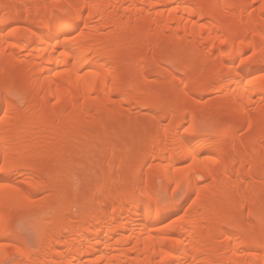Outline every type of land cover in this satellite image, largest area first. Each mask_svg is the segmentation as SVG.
<instances>
[{
	"label": "bare ground",
	"instance_id": "6f19581e",
	"mask_svg": "<svg viewBox=\"0 0 264 264\" xmlns=\"http://www.w3.org/2000/svg\"><path fill=\"white\" fill-rule=\"evenodd\" d=\"M0 62V264H264V0H0Z\"/></svg>",
	"mask_w": 264,
	"mask_h": 264
},
{
	"label": "rangeland",
	"instance_id": "374dc122",
	"mask_svg": "<svg viewBox=\"0 0 264 264\" xmlns=\"http://www.w3.org/2000/svg\"><path fill=\"white\" fill-rule=\"evenodd\" d=\"M41 0H39V2H40ZM79 4L80 3H78V6H79ZM256 7V6H255ZM253 10V9H252ZM255 11H256V9H254ZM253 10V11H254ZM82 23H84V20H81V24ZM80 24V25H81ZM14 25L15 26H17V24H12V25H10V26H8V28L6 29V32H8L10 29H12L13 27H14ZM83 25V24H82ZM82 25L81 26H79V28L78 29H76V32L78 31H81V27H82ZM93 28H91L90 30H92ZM90 30H87V31H90ZM165 34H167V36H169L170 35V32L168 33V32H165ZM205 49V48H204ZM211 49H213V50H211L210 51V49H208V48H206V50H208V51H206L205 50V54H207V56H206V58H205V54H204V59H206V62L211 58V60H212V58L214 57V58H216V56H217V54L219 53V50H220V48L219 47H214V48H211ZM210 51V52H209ZM209 53V54H208ZM251 53V50H247V51H245V53H244V55H249ZM214 54V55H213ZM210 56V57H209ZM213 56V57H212ZM213 58V59H214ZM208 62H210V60L208 61ZM0 64H1V62H0ZM192 64L193 65H200V61H198V60H195V61H193L192 62ZM168 65V64H167ZM15 70V69H14ZM13 70V71H14ZM15 72V71H14ZM157 78H158V76H157ZM153 80L154 79H156V76H154L153 78H152ZM127 83V82H126ZM129 83V82H128ZM152 84H153V81L151 82ZM150 83V84H151ZM127 86L129 85V84H126ZM180 86H184V84L183 83H181L180 84ZM171 90V89H170ZM169 90V91H170ZM171 92V91H170ZM170 92L168 93V94H170ZM209 96H206V98H208ZM169 102H170V99H169ZM168 102V103H169ZM138 106H135V107H129V108H127L126 110H125V113L127 114V116H126V114H125V116H126V118H124V117H122V121L123 122H121V120L119 121V122H117L115 119H112L114 122H112L111 120H109V122H108V125L106 126V128L107 129H104V131H107L106 133H108V134H111V135H115V134H118L119 132H120V130L121 131H124L125 129L126 130H128L129 128L127 127V126H129V127H131L130 125H134V123L136 122V124L138 123L139 124V122H143V123H145V122H147V120H148V117L149 116H154V118L155 117H157L158 116V114L160 115V116H165L166 115V113H165V110H153V109H146V110H144L143 111V113H141V115L139 114V115H136V114H134L133 115V113H135V111H137L138 109H139V107L137 108ZM168 109V108H167ZM166 109V110H167ZM187 110V111H184V110ZM254 109V108H253ZM253 109H251V110H253ZM129 110H130V112H129ZM183 109H181V111H179V113H178V115H185V113H189V108H184V110L182 111ZM128 113H127V112ZM156 112V113H155ZM162 112H163V114H162ZM152 113V114H151ZM165 113V114H164ZM134 116V117H133ZM152 116V117H153ZM145 117V118H144ZM152 117H149V119L151 120V118ZM159 117V116H158ZM134 118V119H133ZM138 119V120H137ZM152 120H153V118H152ZM164 122H167V120H165ZM109 123H111V124H109ZM114 123V124H113ZM125 125H124V124ZM140 123V124H141ZM120 124V126H117V125H119ZM122 124V125H121ZM113 125V126H112ZM115 125V126H114ZM127 125V126H126ZM113 127H114V129H116L115 131H116V133L114 132V129H113ZM116 127V128H115ZM120 127H122V128H120ZM247 129V127L246 126H243L242 127V129L239 131V137L241 136L240 135V133L241 134H243V137H245V135H246V129ZM124 129V130H123ZM244 129V130H243ZM109 130V131H108ZM63 130H59V133H61ZM125 132V131H124ZM64 132H62V134H63ZM115 133V134H114ZM119 134H121V132L119 133ZM238 137V138H239ZM242 136L240 137L241 139L243 138ZM239 138V139H240ZM244 139V138H243ZM243 139H242V141H243ZM247 139V138H246ZM135 153V154H134ZM133 154H131V158H129V156L127 157V158H129V159H132V158H136L138 155H140V153H136V152H134ZM132 155L134 156L135 155V157H132ZM141 156V155H140ZM138 158V157H137ZM88 161H90V160H88ZM88 161H83V164L81 163L80 165H76V167H75V165H72V167H71V170H72V177H70L71 179H70V182H69V188H70V190L72 189H74V190H85V189H88L89 188V185H88V182H86V181H82V180H84V177H88L89 175L88 174H90L91 173V170H92V168H93V161H90V162H88ZM89 163H90V165H92V166H90L89 165ZM70 165V164H69ZM79 166V167H78ZM91 168V169H90ZM87 169H89L90 170V172L87 170ZM13 180H15V181H17L18 183H22V181H23V178H22V176H17L15 179L13 178ZM14 181V182H15ZM21 181V182H20ZM205 181V180H204ZM88 186V187H87ZM45 192H41L40 194H39V199L41 198V200H42V198H44V197H46V195H47V193L45 194V196H41V195H43ZM179 195V198L181 197L182 198V196L180 195V194H178ZM178 195H177V198H178ZM41 196V197H40ZM70 198L69 199H65V201L66 200H69V201H66V202H64L63 200L61 201V202H63V204L64 203H66L67 204V209H69L71 212H73V213H75V212H77V209L73 206V204H74V202H72V201H74V197L73 196H69ZM65 198H67V197H65ZM72 198V199H71ZM180 198V199H181ZM71 200V201H70ZM186 201V202H185ZM185 201H184V203H183V206L182 207H185V205H186V203H187V199H185ZM69 202V203H68ZM72 202V203H71ZM259 206H261L260 204H259ZM25 214V216H23ZM23 215H21L20 217H19V219L21 220H18V222H19V224H17L18 225V227H16L17 228V234H20L19 235V237H18V240H17V238H16V240L17 241H21V243H25V244H27L30 248H36L38 245H39V243L40 242H42L41 241V238H40V234L38 233V231H39V229H38V231H37V229L36 228H38L39 227V225L40 224H38V227H37V225H36V221H39V219H38V217L35 215V214H30L29 216L26 214V213H24ZM27 215V216H26ZM34 215H35V218H34ZM30 216H32V218L30 217ZM23 217H24V219H23ZM26 217V218H25ZM23 219V220H22ZM246 220H247V222L250 224V225H252V223H253V225L255 224V222H257V219L255 218V217H252V218H246ZM35 221V222H34ZM41 221V220H40ZM40 221L39 222H37V223H40ZM34 222V223H33ZM35 226V227H34ZM39 234V235H38ZM20 238V239H19ZM9 262V261H8ZM8 262H7V264H8Z\"/></svg>",
	"mask_w": 264,
	"mask_h": 264
},
{
	"label": "snow or ice",
	"instance_id": "6c2138e0",
	"mask_svg": "<svg viewBox=\"0 0 264 264\" xmlns=\"http://www.w3.org/2000/svg\"><path fill=\"white\" fill-rule=\"evenodd\" d=\"M66 35H68V36H70L71 35V33L69 32V33H65Z\"/></svg>",
	"mask_w": 264,
	"mask_h": 264
}]
</instances>
